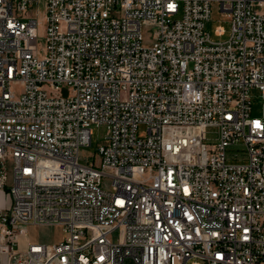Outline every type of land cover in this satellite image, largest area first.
<instances>
[{
    "label": "built area",
    "instance_id": "built-area-1",
    "mask_svg": "<svg viewBox=\"0 0 264 264\" xmlns=\"http://www.w3.org/2000/svg\"><path fill=\"white\" fill-rule=\"evenodd\" d=\"M0 190V264H264V0H0Z\"/></svg>",
    "mask_w": 264,
    "mask_h": 264
},
{
    "label": "rangeland",
    "instance_id": "rangeland-1",
    "mask_svg": "<svg viewBox=\"0 0 264 264\" xmlns=\"http://www.w3.org/2000/svg\"><path fill=\"white\" fill-rule=\"evenodd\" d=\"M39 11V16L43 17L45 13V6L44 4H40L38 7H35L34 12L36 13ZM42 21V20H41ZM41 24H44L41 22ZM218 26H223L227 33L224 36H218L215 33V29ZM231 23L230 21L222 15V13L218 10V7L216 5L212 6V14L211 19L207 21L205 29L210 34L211 38L213 40H226L229 36ZM146 32V31H145ZM146 35L148 36L149 33L146 32ZM39 46L41 47L44 42V28L40 27L39 29ZM254 95H257L256 92H254ZM261 101L260 100H254L253 101V107L256 111L260 106ZM107 132V127L104 124H100L98 126L93 125L92 126V135H91V143L81 147L80 149V156L82 161H92L95 160L98 161V147L104 143V137ZM142 130L140 129V134H142ZM7 195L6 192L3 190H0V206H4L6 204ZM64 236V230L62 225L54 224V225H37V224H30L26 228V232L24 234V238H22L21 243L25 242V240H30L33 242H59L61 239H63ZM5 261V256H4Z\"/></svg>",
    "mask_w": 264,
    "mask_h": 264
}]
</instances>
